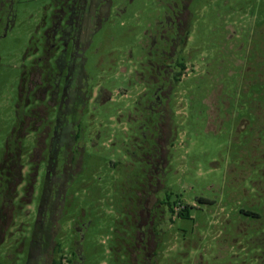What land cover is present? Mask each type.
I'll list each match as a JSON object with an SVG mask.
<instances>
[{
  "label": "rangeland",
  "instance_id": "1",
  "mask_svg": "<svg viewBox=\"0 0 264 264\" xmlns=\"http://www.w3.org/2000/svg\"><path fill=\"white\" fill-rule=\"evenodd\" d=\"M21 6L5 40L10 52L3 64H18L28 32L42 30L52 5L22 0ZM114 6L84 52L88 94L79 116L81 185H72L73 200L56 237L63 249L71 246L77 236L73 218L82 223L83 264L124 263L125 205L131 196L124 172L132 167L142 122L144 43L164 12L163 0H114ZM187 8L190 40L169 102L173 138L158 193L164 204L151 264H256L252 219L240 209L257 207L264 198L259 196L264 155L257 153L264 149V0H190ZM11 93L10 83L0 82V157L11 122ZM31 193L0 244V264L28 259L36 183Z\"/></svg>",
  "mask_w": 264,
  "mask_h": 264
},
{
  "label": "flooded vegetation",
  "instance_id": "2",
  "mask_svg": "<svg viewBox=\"0 0 264 264\" xmlns=\"http://www.w3.org/2000/svg\"><path fill=\"white\" fill-rule=\"evenodd\" d=\"M189 1L163 0L164 12L145 37L148 59L146 90L140 104L142 122L138 127L137 153L130 157L132 167L126 165L124 172V186L131 194L125 205V264H151L158 240L156 225L164 204L158 193L169 169L173 138L169 102L185 68L182 53L190 40ZM20 2L0 0V82L10 83L12 92L8 106L11 122L0 157V244L15 222L20 202L28 200L36 183L39 196L25 264H83L82 223L72 217L77 236L70 248L63 249L60 243L56 248V237L60 220L73 200L72 185L75 189L81 185L84 155L80 143L84 128L79 116L88 94L82 66L84 52L93 32L116 6L114 0H50L48 20L40 32H28L18 64H3L10 52L5 40L13 33L23 10ZM261 115L264 121V111ZM257 153L264 155V149ZM260 190L259 196L264 197V183ZM262 199L257 207L240 209L252 219L250 242L256 247V264H264ZM179 208L180 205L172 207Z\"/></svg>",
  "mask_w": 264,
  "mask_h": 264
},
{
  "label": "trees",
  "instance_id": "3",
  "mask_svg": "<svg viewBox=\"0 0 264 264\" xmlns=\"http://www.w3.org/2000/svg\"><path fill=\"white\" fill-rule=\"evenodd\" d=\"M81 151H82V147H81ZM81 155H82V153H81ZM179 209H181V208H179ZM59 245H60V244L57 243V244H56V248L59 247ZM68 247L70 248L71 246H68Z\"/></svg>",
  "mask_w": 264,
  "mask_h": 264
}]
</instances>
